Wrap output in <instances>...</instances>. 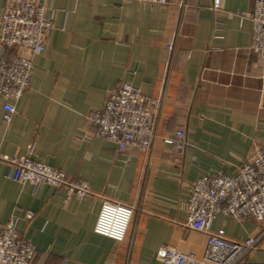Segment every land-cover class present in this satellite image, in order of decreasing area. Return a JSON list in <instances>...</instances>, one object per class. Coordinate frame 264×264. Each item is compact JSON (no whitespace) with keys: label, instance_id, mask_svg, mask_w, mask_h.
<instances>
[{"label":"crops","instance_id":"1","mask_svg":"<svg viewBox=\"0 0 264 264\" xmlns=\"http://www.w3.org/2000/svg\"><path fill=\"white\" fill-rule=\"evenodd\" d=\"M253 2L220 0L213 9V0H43L54 27L45 50L30 56L31 82L11 102L15 113L0 120V155H29L84 181L91 194L79 200L20 183L0 161V227L15 222L34 248L30 264H160L163 247L202 256L206 236L185 227L191 185L234 175L264 148V67L249 50L252 23L243 17ZM26 54L8 50L5 58ZM122 84L163 99L149 152L119 151L86 121ZM177 130L185 133L181 153L170 143ZM107 200L133 208L122 242L93 231ZM256 228L224 215L211 225L234 241ZM247 259L264 263V239Z\"/></svg>","mask_w":264,"mask_h":264},{"label":"built area","instance_id":"2","mask_svg":"<svg viewBox=\"0 0 264 264\" xmlns=\"http://www.w3.org/2000/svg\"><path fill=\"white\" fill-rule=\"evenodd\" d=\"M118 1L169 4V0ZM219 3L220 0H213V9H217ZM243 17L252 23L249 50L264 67V0H254L252 10ZM53 27V12L47 10L43 0H4L0 14V98L4 100L0 120L3 122H9L15 113L11 102L18 100L30 85V56L45 50L47 36ZM8 50H21L28 55L6 59ZM162 104L161 96L148 98L122 84L107 97L101 110L86 116V121L94 128L95 135L114 144L119 151L130 147L146 153L156 137ZM170 143L173 152L181 153L186 146L183 130H177ZM0 161L16 170L20 183L63 188L68 197L79 200L91 194L84 181L71 179L57 169L32 160L29 155L9 159L0 155ZM219 215L238 223H254L256 231L243 241L230 240L223 229L211 230ZM32 217V213L27 214L28 219ZM132 218L131 206L107 200L100 208L93 231L122 242ZM185 227L206 236L202 256L198 258L163 247L156 254L160 264H264L247 259L264 239V148L256 149L232 176L218 172L197 179L190 187ZM33 256V246L23 239L14 221L0 227V264H30Z\"/></svg>","mask_w":264,"mask_h":264}]
</instances>
